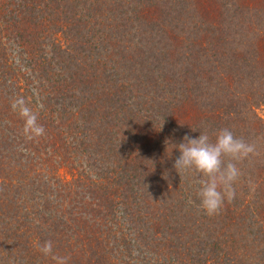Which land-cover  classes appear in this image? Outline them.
Here are the masks:
<instances>
[{
  "label": "trees",
  "instance_id": "16d2710c",
  "mask_svg": "<svg viewBox=\"0 0 264 264\" xmlns=\"http://www.w3.org/2000/svg\"><path fill=\"white\" fill-rule=\"evenodd\" d=\"M224 128L256 153L209 216L176 145ZM46 240L68 264H264V0H0V264H55Z\"/></svg>",
  "mask_w": 264,
  "mask_h": 264
},
{
  "label": "clouds",
  "instance_id": "9594fccd",
  "mask_svg": "<svg viewBox=\"0 0 264 264\" xmlns=\"http://www.w3.org/2000/svg\"><path fill=\"white\" fill-rule=\"evenodd\" d=\"M11 108L24 121L23 134L27 140L37 139L45 134L43 125L38 122L37 113L28 105L23 96L12 100ZM195 132L197 129L192 128ZM200 130L197 138L190 135L183 137V142L176 145L180 155L174 162V168L181 179L185 174L199 177L197 196L201 208L209 216L217 215L225 202L231 203L236 198L235 184L242 172L239 162L256 153L254 144L237 138L228 128L213 133ZM46 257H51L55 264H68L70 257L53 253V242L46 240L38 249Z\"/></svg>",
  "mask_w": 264,
  "mask_h": 264
},
{
  "label": "rangeland",
  "instance_id": "374dc122",
  "mask_svg": "<svg viewBox=\"0 0 264 264\" xmlns=\"http://www.w3.org/2000/svg\"><path fill=\"white\" fill-rule=\"evenodd\" d=\"M156 105V104H154ZM149 108H154L153 106L149 105ZM63 177H66L68 179H70V175L68 174V169L67 168H62L61 169V173H60Z\"/></svg>",
  "mask_w": 264,
  "mask_h": 264
}]
</instances>
